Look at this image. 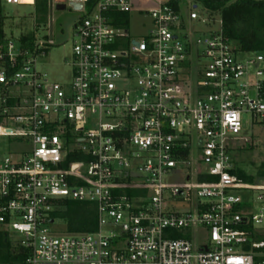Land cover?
Listing matches in <instances>:
<instances>
[{"label": "built area", "instance_id": "built-area-1", "mask_svg": "<svg viewBox=\"0 0 264 264\" xmlns=\"http://www.w3.org/2000/svg\"><path fill=\"white\" fill-rule=\"evenodd\" d=\"M49 1L84 12L70 81L37 68L53 41L0 51V140L31 145L0 151V233L20 264H264V181L234 160L264 126V51L242 52L197 5ZM133 14L150 20L139 39ZM61 201L94 205L97 231L53 232Z\"/></svg>", "mask_w": 264, "mask_h": 264}, {"label": "rangeland", "instance_id": "rangeland-1", "mask_svg": "<svg viewBox=\"0 0 264 264\" xmlns=\"http://www.w3.org/2000/svg\"><path fill=\"white\" fill-rule=\"evenodd\" d=\"M160 0H132L134 7L151 9ZM236 0H231L233 3ZM50 1L47 4L45 13L43 7L0 5V15L6 19L5 32L7 38L13 43H17L22 34L34 33L38 42L53 41V46H48L45 56L37 57V68L42 74H46L51 81L66 83L71 79V68L68 63L72 59V49L74 44V23L84 17V12H77L68 4L59 5L65 9H58V5L51 7ZM45 5V4H44ZM43 5V6H44ZM195 5L194 1L182 0L181 6L184 9H191ZM198 14L202 19L210 21L213 30H219L222 19L220 14L208 13L201 4H197ZM144 25L149 26L148 18H140L133 14L131 18L130 33L133 38L139 39L144 33ZM197 27V24H193ZM203 32L210 31L209 26H203ZM248 119V117H246ZM247 137L252 141L250 146L244 147L240 155L234 156L236 165L256 180L253 184H261L264 180L258 175L264 172V126L247 129ZM254 137V138H253ZM0 151L3 154L28 153L31 145L28 142L10 143L6 139L0 140ZM165 181L170 184L183 182L182 174L173 173ZM53 232L63 234L67 232L64 220L56 219L52 226ZM10 239L20 238L19 234L11 233ZM206 239L205 232L199 235V240Z\"/></svg>", "mask_w": 264, "mask_h": 264}, {"label": "trees", "instance_id": "trees-1", "mask_svg": "<svg viewBox=\"0 0 264 264\" xmlns=\"http://www.w3.org/2000/svg\"><path fill=\"white\" fill-rule=\"evenodd\" d=\"M195 5L201 4L204 10L212 14H220L224 36L235 42L245 53L264 51V0H191ZM49 0H36L34 7L47 9ZM182 0H170L169 4L180 10ZM45 4V5H44ZM44 5V6H43ZM6 19L0 15V51L9 41L6 36ZM37 39L34 33L22 34L17 43L23 51H34ZM1 123V117H0ZM241 178L252 183L256 179L245 171L239 170ZM264 179V172L258 175ZM53 219L64 220L68 233H93L97 231L96 207L90 204L61 201L52 215ZM27 257L24 248L14 246L7 235L0 233V264H20Z\"/></svg>", "mask_w": 264, "mask_h": 264}, {"label": "water", "instance_id": "water-1", "mask_svg": "<svg viewBox=\"0 0 264 264\" xmlns=\"http://www.w3.org/2000/svg\"><path fill=\"white\" fill-rule=\"evenodd\" d=\"M73 8L75 10H80L82 6L80 4L73 5ZM194 8H197V6H194ZM58 9H65L64 7L59 6Z\"/></svg>", "mask_w": 264, "mask_h": 264}]
</instances>
